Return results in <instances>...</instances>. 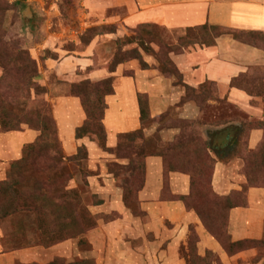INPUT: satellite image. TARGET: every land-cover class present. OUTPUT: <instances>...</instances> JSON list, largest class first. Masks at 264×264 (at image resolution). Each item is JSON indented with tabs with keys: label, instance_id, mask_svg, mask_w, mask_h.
I'll return each mask as SVG.
<instances>
[{
	"label": "rangeland",
	"instance_id": "374dc122",
	"mask_svg": "<svg viewBox=\"0 0 264 264\" xmlns=\"http://www.w3.org/2000/svg\"><path fill=\"white\" fill-rule=\"evenodd\" d=\"M103 1L0 0V132L9 133L4 130L19 131L26 128L36 129L38 132L37 140L24 146L22 158L10 163L6 180L0 182V228L5 237V246L1 245L0 249L26 251L35 247L47 251L62 243L71 244L68 245V255L63 251L46 252L47 263L43 264H96L91 243L93 231L98 229L99 220L110 223L118 217L112 213H94L95 207H99V196L95 194L92 182L101 173V169L91 170L89 151L86 147L79 148L75 156L67 157L55 126L52 100L81 91L79 85L82 82L90 81L94 85L89 87L88 84L83 89V95H86V99L91 97L96 102L93 105L91 102L85 105L92 122L86 137L110 155L104 164L117 187L123 190H137L143 177L141 167H138L142 153L158 154L168 146L158 148L159 139L146 136L145 129L150 125L159 123L162 127H171L183 123L182 135H195L211 143L208 136L215 134L213 128H216L217 124H239L230 127L231 131L236 128L232 141L236 140L237 143L231 147L226 146L230 148L225 147V152L220 155L214 153L213 156L210 153V156L217 162L219 158L225 162L231 177L241 185L240 190H234L228 195L238 194L232 197L231 205L238 202L244 205L240 208H249V190H264V140L262 139L259 147L251 149L250 131L243 128L242 133L239 128L250 123L264 127V84H256L257 90L261 89L259 93L262 97H258L260 103L257 104L261 108L259 117L262 120L257 116L241 114L226 102L221 101V106L212 107L209 85H206L204 90L188 92L183 77L181 79L174 74H167L170 51L183 52L184 49L189 50L202 44L195 41L180 42L185 38L186 30L170 31L159 25L123 28L119 23L112 24L109 22L110 17L123 16L124 11H111L104 6ZM200 35L206 44L213 41L212 37L203 32H200ZM236 39L240 42L264 44V36L260 35L236 34ZM92 45L94 53L92 57L87 55L92 58L88 68L77 69L73 75H61L54 68H50L49 64L59 62L67 54L83 55ZM147 58L154 60L155 64L147 63ZM131 61H137L141 69L153 67L167 79L182 86L186 94L182 103L197 104L203 113V119L199 122L178 121L171 111L166 116L145 121L143 138H131L132 143L124 139L121 140L122 147L121 143L120 146L118 143L115 148H109L103 124L104 112L106 113L105 93L112 89V84L102 83L106 79L93 81L89 79V75L95 69H105L111 74L119 66ZM95 82H100V86H95ZM207 126L212 130H207ZM262 131L264 138V130ZM191 148L189 156L196 159L194 146ZM179 157L182 158V155L175 153L173 161H178ZM195 172L200 179L207 174L210 181L203 186H195V195L187 204L193 208L203 203L202 193H215V171ZM199 172L201 173L197 174ZM206 201L213 202L221 210L228 208L224 201H216L210 193L204 202ZM129 209L135 212L133 207L130 206ZM221 214V217L210 223L212 231L217 232L226 245L229 235L233 240L229 227L230 214L228 221L226 211L222 210ZM225 223H228L227 228ZM198 242L199 238L193 230L188 250H184L188 264H222L212 251H208L210 254L207 252L204 257L200 256ZM226 246L225 249L236 256L244 253L240 255L238 264H264V243H245L241 247H235L233 252L228 248L230 246ZM49 256H53L50 261Z\"/></svg>",
	"mask_w": 264,
	"mask_h": 264
},
{
	"label": "crops",
	"instance_id": "0c3cea01",
	"mask_svg": "<svg viewBox=\"0 0 264 264\" xmlns=\"http://www.w3.org/2000/svg\"><path fill=\"white\" fill-rule=\"evenodd\" d=\"M111 11L123 10L124 15H113L109 22L125 28L142 25H159L170 31H183L205 25L232 29L243 33L264 35V0H104ZM93 45L83 55L67 54L59 62L49 64L61 75H73L77 69L88 68L92 63ZM175 66L183 75L185 85L198 89L205 83L217 86V99H211L212 107L221 106V101L233 106L247 116H260L259 98L247 91L232 87L234 79L243 76H264V44L243 43L224 35L212 46L195 45L181 53H172ZM147 63L155 64L147 58ZM256 70V71H253ZM129 72L131 74H127ZM114 78V93L106 99L107 110L104 126L109 148H115L121 135L137 132L143 128L139 95H147L153 120L169 112L178 121L199 122L203 113L193 102L182 103L184 90L167 79L157 69H141L137 61L123 64L113 73L95 69L89 75L93 81ZM260 103V102H259ZM53 117L56 121L59 140L67 157H73L79 148L89 151L91 170L101 169L92 182L99 196L95 214H116L115 221L99 220L93 231V258L96 264H188L184 250L192 231L199 238L200 256L212 251L222 264H238V256L230 257L221 243L203 225L195 211L187 209L179 197L191 194V176L182 172L165 175L164 159L158 154H148L145 159V180L138 192V213L124 203V190L117 187L113 176L107 173L106 163L110 157L98 144L88 137L77 138V129L82 127L87 114L79 97L70 95L52 100ZM226 115V114H223ZM239 124H217L215 134L210 136L216 146H229L230 132ZM199 127V125H198ZM196 128V126H195ZM207 126V130L210 129ZM202 131V130H201ZM183 130L179 125L162 127L155 123L145 129L148 138L159 139L158 148H164L177 140ZM38 132L29 128L16 132H0V182L6 180L10 163L22 158L25 145L34 143ZM263 139V131L255 129L250 134V148L255 149ZM236 140L233 144H236ZM223 153V152H221ZM213 156L214 153H212ZM216 158V157H215ZM225 162L218 159L213 176L215 193L228 196L240 190V183L230 174ZM242 179V178H241ZM172 197V198H171ZM249 208H235L230 212V231L234 242L261 240L264 233V190L250 189ZM140 211V213H139ZM0 228V247L4 245ZM70 243L43 248L0 249V264H43L46 252L63 251L69 254ZM5 246V245H4ZM53 256H49V261Z\"/></svg>",
	"mask_w": 264,
	"mask_h": 264
},
{
	"label": "trees",
	"instance_id": "16d2710c",
	"mask_svg": "<svg viewBox=\"0 0 264 264\" xmlns=\"http://www.w3.org/2000/svg\"><path fill=\"white\" fill-rule=\"evenodd\" d=\"M149 26H151V25H143V26H140V27H149ZM219 31H221V32L219 33ZM200 32H203L205 35H208V36L212 37L213 41L211 43H209V44H206V42H204V40H202V38L200 37L201 36ZM215 32H218V33L216 34ZM236 34H237V36L239 34L257 36V35H254V34L243 33V32H239V31L232 30V29H225V28H221V27L205 25V26H201V27H197V28H189V29H187L186 30V34H185V38H182L180 42L189 43L190 41H195V43H197V44H202L204 46H212L215 43L217 38H219L221 36H224V35H232V36H234L233 38L235 40H237L236 39ZM262 36H264V35H262ZM180 42L178 41L177 46L180 45ZM243 43H248V42H243ZM181 48H182V46H181ZM170 52H171L170 55L172 53H176L174 50L170 51ZM177 53H181V52H177ZM168 62H169L168 63L169 64V71H167V74L168 75L174 74L175 76H177V77L182 79L183 75L180 73L179 69L175 66V63L173 62L171 56L168 59ZM253 71H256V70H253ZM112 72H114V71H112ZM106 82H109V83L112 84V89H109L105 93L106 94L105 102H106V98L109 95L114 93V78L110 77V78L102 81V83H106ZM88 84H90L89 87L94 86V85H92V83H90V81L82 82L79 85V88L81 89V91H77V92H75V94H73V96L81 98L83 106H84L86 114H87V120H86L85 124L82 127L77 129V138L78 139L86 137L87 136L86 134L88 132L87 129L90 128L91 125H92L90 116H89V114H88V112L86 110V106L85 105H87L88 102H91V105L95 104L96 102H94L91 97L86 99V95L85 96L83 95V93H84L83 89ZM99 84H101V83L100 82H95V86L99 87L100 86ZM256 84H260V86H262V84H264V76L263 75H259V76H256V77L243 76V78L234 79L232 81L231 86L232 87H239V88L247 91L251 96L262 97V96H260V93H259L261 91V89L257 90V85ZM206 85H209V87L211 88L210 89V93H209V95H210L209 97H211V99H213V100L214 99L219 100L218 97H217L218 89H217L216 84H214V83H205V84L201 85L198 89L204 90ZM185 87H186V90L188 92H192V93L196 92V89H193V88H191V87H189L187 85H185ZM255 91H258V93H254ZM224 102H226V101H224ZM139 103H140V110H141V123H142L143 128L141 130L137 131V132H134V133L121 135L119 137V145L118 146H120V143H121V147L123 146V143H122L121 140H124V139H127V141H130L132 143L133 139H137L139 137L143 138L145 121L152 119L151 118V113H150V106H149L148 96L147 95H139ZM105 106H106L105 107V111H106L107 103L105 104ZM104 114H105V112H104ZM90 115H91V117H93L92 114H90ZM55 126L57 128L56 121H55ZM179 126H180L181 129L182 128L184 129L183 123H181V125H179ZM239 128H240V132H242V133H244L243 132L244 131L243 128H245V130H249L250 131L249 138H250V134H251V132L253 130H255V129L264 130L263 129L264 127L263 126L261 127V125L260 126L257 125V123H250L249 125L244 124L243 127L241 125V127H239ZM103 129H104L105 140H106L107 135H106V130H105L104 124H103ZM34 130L37 131L36 129H34ZM4 131L5 132H13V131H18V130L17 129H13V130L10 129V130H4ZM237 131L239 133V129H237ZM235 135H236V132H235V134H233V132H230V143H231L229 145L230 147L233 145L232 137L235 136ZM41 137H42V135H41ZM41 137H40V139H41ZM208 137L210 138V136H208ZM131 138H133V139L131 140ZM249 138H248V140H249ZM263 140H264V138H263ZM192 146H194L193 153L196 154V156H197L196 159H193V157L191 158V156H189V152L192 150V148H191ZM225 147H226L225 145L224 146H220V145L216 146L213 140H211V143H210L209 141H204L200 137L195 136V135L189 136V137H185L184 135L181 134V136L179 138H177V140L173 144H170V145L166 146V148H164L160 153H158V155H160L164 159V168H165V175L166 176H168V174L171 173V172H182V173H186L189 176H191V180H192V183H191V194L189 196L179 197V199L185 203L187 209L195 211L197 213V215L199 216V218L201 219V221L203 222V224L205 225V227L207 228L209 233L211 235H213L221 243L222 247L227 252V254H229L230 256H233V255H235V253L234 254L229 253L225 249V247H227L226 245L230 246L228 248L230 249V251L233 252V249L235 247H241L245 243H249V244H262V243H264V237L261 240H244V241L234 242L232 240L231 236L229 235V241L225 245L223 243L221 237H219V234H217V232L214 233V231H212L210 222H214L216 220V218L221 217L222 216V214H221L222 210L224 212L226 211V218H227V221H228L229 214H230L232 209L244 206L243 204L238 203V202H236L235 204L231 205L232 197L234 195H238V194H233V195L228 196V197H220V196H217L214 192H208L206 194L202 193L204 195L203 196V198H204L203 203H200L198 205V207H194V208L187 205L188 204V200L193 198L194 195H195V186H197L199 184H200L199 186H203L204 183L207 184L210 181L208 179L210 176H207V174H205L204 177L201 178V179H200V177H197L195 170H199V171H203V170L215 171V166H216L217 161H216V159H214L215 161L213 160V158L210 156V153H215V154H219L220 155V154H222L221 152H223V153L225 152L224 151ZM230 147H226V148H230ZM175 153L181 154L182 158L179 157L178 161H173ZM147 155L148 154L145 155L143 153H142L141 156L139 155L141 159H140V162L138 164V167H141V170L143 172L141 185L139 186V188L137 190H134V191L131 190V189H128V188H126V190H124V202L126 203L127 206L133 207V210L135 211V213H138L137 212L138 211V206H139L138 192L144 186V180H145V159H146ZM200 173L201 172H199L197 174H200ZM212 191H213V189H212ZM209 193L213 195V197L216 199V201H217V199H219L221 201H224L226 207H228L227 210L226 209H222L221 210L219 207H217L211 201L204 202L206 200L207 195ZM244 198L245 197H243V199ZM139 213H140V211H139ZM95 225L96 224L94 222V226ZM224 226H226V228H227L228 227V223H225ZM193 240H196V239H193ZM193 251H195V248L193 249ZM198 258L199 259H206V258H201V257H198Z\"/></svg>",
	"mask_w": 264,
	"mask_h": 264
}]
</instances>
